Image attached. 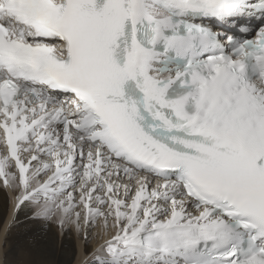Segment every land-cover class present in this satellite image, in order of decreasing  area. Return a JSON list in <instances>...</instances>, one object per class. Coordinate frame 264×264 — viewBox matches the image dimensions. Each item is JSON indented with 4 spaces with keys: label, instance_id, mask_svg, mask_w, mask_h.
Wrapping results in <instances>:
<instances>
[{
    "label": "snow or ice",
    "instance_id": "6c2138e0",
    "mask_svg": "<svg viewBox=\"0 0 264 264\" xmlns=\"http://www.w3.org/2000/svg\"><path fill=\"white\" fill-rule=\"evenodd\" d=\"M0 188L85 264H264V0H0Z\"/></svg>",
    "mask_w": 264,
    "mask_h": 264
},
{
    "label": "bare ground",
    "instance_id": "6f19581e",
    "mask_svg": "<svg viewBox=\"0 0 264 264\" xmlns=\"http://www.w3.org/2000/svg\"><path fill=\"white\" fill-rule=\"evenodd\" d=\"M74 231H58L55 223L33 219L32 209L14 211L0 188V264H82L93 249ZM96 247V244H94Z\"/></svg>",
    "mask_w": 264,
    "mask_h": 264
},
{
    "label": "rangeland",
    "instance_id": "374dc122",
    "mask_svg": "<svg viewBox=\"0 0 264 264\" xmlns=\"http://www.w3.org/2000/svg\"><path fill=\"white\" fill-rule=\"evenodd\" d=\"M58 231L59 232H61V230L58 228ZM77 236V235H76ZM77 237H81V236H77ZM80 242H81V244L83 245V249L85 248V247H90V248H95L94 247V244H96L97 243V241L96 240H89L88 242H86L83 238L82 239H80ZM86 257L87 258H90V256H89V254L88 255H86ZM87 259H85V260H83V262H82V264H85V261H86Z\"/></svg>",
    "mask_w": 264,
    "mask_h": 264
}]
</instances>
